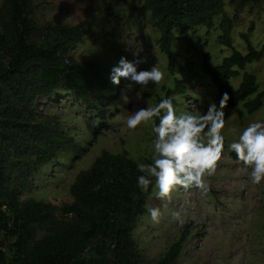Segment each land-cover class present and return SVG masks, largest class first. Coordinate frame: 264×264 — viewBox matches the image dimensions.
<instances>
[{
	"label": "trees",
	"instance_id": "obj_1",
	"mask_svg": "<svg viewBox=\"0 0 264 264\" xmlns=\"http://www.w3.org/2000/svg\"><path fill=\"white\" fill-rule=\"evenodd\" d=\"M110 1L124 4L126 0ZM248 1L252 0L227 3L238 11ZM141 2L159 33L157 45L161 53L169 54L175 39L188 47L187 31L201 25L211 29L216 16H220L219 44L231 48L233 20L223 13V0ZM5 4L6 30L0 33V264H141L131 232L136 219L146 212L145 199L154 180L148 193H142L137 186L142 173L126 155L101 151L87 170L75 176L69 187L71 201L58 208L49 202L19 199L32 178L60 152L79 151V145L54 116L38 112V99L54 100L60 90L104 120V112L97 109L92 98L113 84L106 66L77 63L69 55L72 46L88 33L85 22L47 26L43 29L46 40L36 44L31 40L36 28L30 0H5ZM241 38L247 47L245 55L231 48L219 65L209 66L207 54L200 61L201 73L214 87L211 104L219 107L222 95H229L223 109L225 120L237 104L246 114L256 112L264 95L257 92L254 77L246 73L241 75L236 89L229 84L230 78L262 55L249 45L246 35ZM168 69L171 71V65ZM180 73L182 78L174 80L165 98L183 95L186 83L197 78L190 61L185 62ZM195 111L203 115L207 109L197 105ZM262 231L264 234V227ZM187 235L185 229L180 239L152 264H173Z\"/></svg>",
	"mask_w": 264,
	"mask_h": 264
},
{
	"label": "rangeland",
	"instance_id": "obj_2",
	"mask_svg": "<svg viewBox=\"0 0 264 264\" xmlns=\"http://www.w3.org/2000/svg\"><path fill=\"white\" fill-rule=\"evenodd\" d=\"M30 4L31 19L36 28L31 40L36 44L46 40L43 29L47 26H74L85 22L88 33L69 51L74 61L101 64L111 71L122 56L128 61L144 58L146 63L139 64L137 70H150L156 66L164 72V80L159 85L150 84L147 91H142L139 86L129 85V80L121 78L118 86L112 85L106 91L95 93L92 99L97 109L104 112V120L60 90L54 100L38 99V112L54 116L79 145V151L60 152L43 166L32 178L30 186L20 193L21 201L49 202L57 208L69 203V187L75 176L87 170L101 151L124 154L137 165L152 163L154 134L151 127L141 125L136 130H129L127 116L165 99V92L172 89L174 80L182 78L180 68L186 61L191 62L197 78L186 83L183 95L170 96L176 113L197 115V105L208 109L214 87L201 73V57L207 54L208 65L212 67L219 65L230 54L231 48L245 55L247 47L242 35H246L249 45L262 55L230 78L229 84L236 89L241 75L246 73L254 77L257 92L264 93V0L248 1L238 11L223 0V13L233 20L229 33L231 48L219 44L217 25L220 16H216L212 19L211 29L201 25L187 31L188 47L180 39L173 40L169 54L159 51V33L153 27L148 11L142 8L141 0H126L124 4L110 0H30ZM6 17L5 0H0V33L6 30ZM173 34L178 37L176 30ZM134 54L137 55L134 57ZM123 97L129 102L125 103ZM102 122L105 126L100 127ZM253 122H264V95L256 112L246 114L241 104H237L225 120L222 132L224 154L216 173L205 177L209 189L206 195L202 196L196 189L180 190L172 194L170 202H165L155 197L152 187L145 199L146 212L136 219L131 232L132 241L141 255V264L154 263L180 239L185 229L187 238L173 264H264V181L258 186L251 185L250 170L237 165L235 154L228 150V145ZM150 208L161 210L158 224L151 223ZM174 212L180 214L182 222L173 218Z\"/></svg>",
	"mask_w": 264,
	"mask_h": 264
},
{
	"label": "clouds",
	"instance_id": "obj_3",
	"mask_svg": "<svg viewBox=\"0 0 264 264\" xmlns=\"http://www.w3.org/2000/svg\"><path fill=\"white\" fill-rule=\"evenodd\" d=\"M137 54H134V57ZM144 58L128 61L121 57L110 71V82L118 86L121 78L130 81L129 85L139 86L147 91L149 85H159L164 80V72L153 66L150 70H137ZM128 103V98L123 97ZM229 95L224 93L219 101L209 105L203 115L181 113L177 115L171 98L162 99L154 106L142 107L131 112L126 118V127L136 130L138 126L151 127L154 138L151 141L152 163H140L137 186L142 193H148L150 185L153 194L161 201L170 202L172 194L183 190H198L206 195L208 185L205 177L216 173L218 162L225 148V112ZM111 107V106H110ZM158 120V123L156 121ZM230 153L235 154V163L248 172L253 186L264 181V122L250 123L239 134L238 139L228 145ZM167 207V203L165 204ZM150 221L158 224L161 219L159 208H150ZM173 218L182 222L180 214L174 212Z\"/></svg>",
	"mask_w": 264,
	"mask_h": 264
}]
</instances>
